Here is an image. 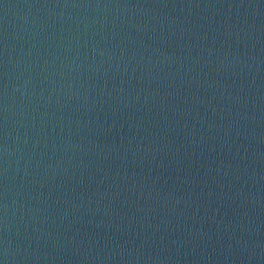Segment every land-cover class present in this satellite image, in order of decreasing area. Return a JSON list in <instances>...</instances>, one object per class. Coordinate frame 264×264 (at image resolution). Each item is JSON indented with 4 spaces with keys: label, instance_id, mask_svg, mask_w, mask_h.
I'll return each mask as SVG.
<instances>
[{
    "label": "water",
    "instance_id": "1",
    "mask_svg": "<svg viewBox=\"0 0 264 264\" xmlns=\"http://www.w3.org/2000/svg\"><path fill=\"white\" fill-rule=\"evenodd\" d=\"M0 264H264V0H0Z\"/></svg>",
    "mask_w": 264,
    "mask_h": 264
}]
</instances>
